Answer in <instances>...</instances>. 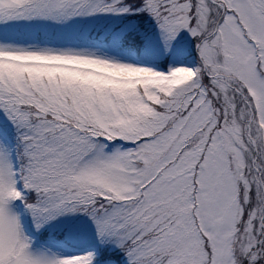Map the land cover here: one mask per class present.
Masks as SVG:
<instances>
[{"label": "snow or ice", "instance_id": "1", "mask_svg": "<svg viewBox=\"0 0 264 264\" xmlns=\"http://www.w3.org/2000/svg\"><path fill=\"white\" fill-rule=\"evenodd\" d=\"M0 264H264V0H0Z\"/></svg>", "mask_w": 264, "mask_h": 264}]
</instances>
